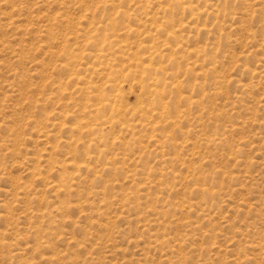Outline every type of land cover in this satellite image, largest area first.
I'll return each instance as SVG.
<instances>
[{"label": "rangeland", "instance_id": "1", "mask_svg": "<svg viewBox=\"0 0 264 264\" xmlns=\"http://www.w3.org/2000/svg\"><path fill=\"white\" fill-rule=\"evenodd\" d=\"M0 264H264V0H0Z\"/></svg>", "mask_w": 264, "mask_h": 264}]
</instances>
